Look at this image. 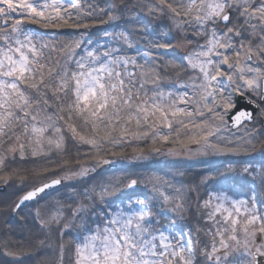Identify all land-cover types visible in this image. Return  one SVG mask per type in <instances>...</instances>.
I'll list each match as a JSON object with an SVG mask.
<instances>
[{"label": "snow or ice", "instance_id": "obj_1", "mask_svg": "<svg viewBox=\"0 0 264 264\" xmlns=\"http://www.w3.org/2000/svg\"><path fill=\"white\" fill-rule=\"evenodd\" d=\"M129 147L262 162L242 168L250 192L231 167L87 182ZM14 179L16 215L68 190L29 213L51 251L38 264H264V0H0V181ZM18 243L2 255L23 264L33 245Z\"/></svg>", "mask_w": 264, "mask_h": 264}, {"label": "trees", "instance_id": "obj_2", "mask_svg": "<svg viewBox=\"0 0 264 264\" xmlns=\"http://www.w3.org/2000/svg\"><path fill=\"white\" fill-rule=\"evenodd\" d=\"M257 127H259V125H257ZM68 148L70 155L74 157L76 155V148L73 147L71 144L68 145ZM144 148H145V152L149 151L148 145H145ZM80 151L83 152L86 151V149L81 148ZM123 155L129 159L117 162L118 165L115 164V167L113 168H105L104 170H100L98 175H94V179H89L87 182L93 183L96 181H103L106 175L109 176L111 175V173H115L116 171L120 170L122 164L128 163L129 161L131 163L129 164L127 169L129 170V168H133L134 170H138L139 173L136 174L128 173L127 176H123V177H135L137 174L148 175L154 173L168 172L170 171V169H172V171L175 173L184 172L185 176L183 178L187 182H190L193 179L198 182L203 177L208 176L209 173H213L217 169L220 170L225 169L226 165H230V167L235 171L229 173V176L232 178L229 181V183H232L240 191L242 190L245 191L247 189L250 190L251 185L246 182L245 176L240 175L241 173L240 169L243 168L248 163L255 165L262 162L260 161L257 163L256 161H254L256 159V156L238 155V156H230V159L223 156V158H221L216 162H211L207 164H195L194 167L192 168L193 165L188 167H185L182 164L180 166L178 165L169 166V164L166 161H163L162 154L150 155L146 160H142V161L131 160V157L134 155L131 147L127 148L123 153ZM53 159H59V157L54 156ZM33 166H34L33 163L29 160V161L17 162L9 167L19 169L21 171V174H23L24 170L26 169L30 170L33 168ZM14 180H15L14 183L19 182L18 179H14ZM10 183L13 184L12 181ZM14 190L15 187H13L9 195L6 197L10 199L9 203H4V202L0 203V259L6 258L5 256L2 255L3 252L7 250L3 247V243L5 240H7V242L12 245V250L19 251L21 249L18 242H20L23 239V241H30L31 244L33 245V255L31 256V258L23 257L22 258L23 264H38V262L42 258L51 256V254H49L48 256L44 255L45 254L44 252L47 250L46 248H38V241L44 238V233L38 230V224H36L32 219V217L29 216V213H32L34 216L35 211H33V208H36L38 205L30 203L27 206L22 207L20 209V215L15 214V216L12 217L10 210L8 209L7 206L11 204L14 200H16V196L12 195ZM256 190L258 193V189ZM67 191H68L67 189H63V188L60 189L59 193L54 190L49 191L51 195L45 197V200H41L40 204H42L43 202H45L50 198L53 199L59 197L61 199H65L66 197L64 196V193H66ZM193 201H195L194 193H193ZM21 216L27 217V219L22 220ZM188 223L189 224L195 223V221L191 218L190 215L188 218ZM16 228L20 229V233L18 234L16 233L15 231ZM33 230L35 233H32ZM24 250H27V248L25 247ZM37 251L38 254H36ZM9 260H14L12 264H17L16 260L13 257H10Z\"/></svg>", "mask_w": 264, "mask_h": 264}, {"label": "rangeland", "instance_id": "obj_3", "mask_svg": "<svg viewBox=\"0 0 264 264\" xmlns=\"http://www.w3.org/2000/svg\"><path fill=\"white\" fill-rule=\"evenodd\" d=\"M179 51V50H178ZM162 156H163V161H166L168 164H169V166H172V165H178V166H180L181 164L182 165H184L185 167H188V166H191V165H193L192 166V168L194 167V165L195 164H207V163H211V162H216V161H218V160H220L221 158H223V156H217V157H212V158H209V159H207V160H204V161H197V160H193V159H184V158H171V157H167V156H165V155H163L162 154ZM224 157H226V158H228V159H230V156H224ZM254 161H256L257 163L258 162H260L261 161V158H260V156H256V159L254 160ZM17 162H21V161H17ZM131 162H128V163H125V164H122V167H121V169L120 170H118V171H116L115 173H111V175H106L105 176V178H104V180H107V179H109V178H111V177H113V176H127L128 175V173H131V174H136V173H139V171L138 170H134L133 168H129V170L127 169V167L129 166V164H130ZM249 164V163H248ZM260 163H258V164H255V165H259ZM12 165V164H11ZM11 165H9V166H11ZM116 165H118V163H116ZM247 165V164H246ZM245 165V166H246ZM17 166V165H16ZM18 167V166H17ZM226 168L227 167H230V165H226L225 166ZM221 170H223V169H221ZM216 172V171H215ZM215 172H213V173H209V175L208 176H205V177H211V176H214V174H215ZM240 175H242V176H245V174H243L242 173V168L240 169ZM175 172H173L172 171V169H170V171H168V172H161V173H154V174H156V175H164V174H169V175H171V174H174ZM113 174V175H112ZM204 178V177H203ZM202 178V179H203ZM184 179V178H183ZM248 179H250V178H248ZM185 180V179H184ZM14 181L15 180H13L12 181V185H13V187H15V185L16 184H18V182H15L14 183ZM193 180H191L190 182H192ZM96 182H99V181H96ZM187 182V181H186ZM1 184H4L2 181L0 182V185ZM5 185V184H4ZM13 187H9V186H6L5 185V189L6 190H4L3 192H0V194H1V196H0V203H9L10 202V199H8V198H6L8 195H9V193H10V191L13 189ZM258 189V195L259 196H261L262 198H264V191H261L260 189H259V187L257 188ZM250 190H251V186H250ZM250 190L249 189H247V190H245V191H241V192H250ZM48 200H52V198H50V199H48ZM45 202H43L42 204H40V205H38L37 207H40V206H42L43 204H44ZM37 207L36 208H33V211H36V209H37ZM11 213V212H10ZM34 214H35V212H34ZM15 216V214L12 216V217H14ZM15 231H16V233L18 234V233H20V229L19 228H16L15 229ZM32 233H35L34 232V230H33V232ZM45 254V256H48L49 254H51V251L49 250V249H47L45 252H44ZM9 258L10 257H6L4 260H7L8 261V264H12L13 262H14V260H9Z\"/></svg>", "mask_w": 264, "mask_h": 264}, {"label": "water", "instance_id": "obj_4", "mask_svg": "<svg viewBox=\"0 0 264 264\" xmlns=\"http://www.w3.org/2000/svg\"><path fill=\"white\" fill-rule=\"evenodd\" d=\"M234 103L236 104L237 109H248L251 110L252 106L248 103L247 99L243 96H240L238 94H234L233 96ZM103 168H113V165H104ZM5 190V185H0V192H3ZM51 191V190H49ZM13 216L14 214L11 213Z\"/></svg>", "mask_w": 264, "mask_h": 264}]
</instances>
